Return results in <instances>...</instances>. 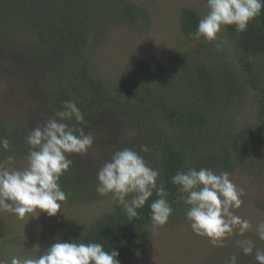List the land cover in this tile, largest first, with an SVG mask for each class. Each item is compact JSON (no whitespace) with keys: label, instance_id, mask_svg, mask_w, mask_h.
I'll return each mask as SVG.
<instances>
[{"label":"trees","instance_id":"obj_1","mask_svg":"<svg viewBox=\"0 0 264 264\" xmlns=\"http://www.w3.org/2000/svg\"><path fill=\"white\" fill-rule=\"evenodd\" d=\"M8 6L23 14L21 20L11 21L19 20L32 33L33 44L24 45V52L31 53L33 62L45 69L30 83L32 101L44 115L34 125L0 134L12 142L9 150L0 148V158L14 150L29 152L27 133L62 111L64 101H75L86 123H68L92 134V147L100 153L93 157L88 150L83 156L71 155L72 166L59 180L67 194L65 203L88 207L104 196L109 198L93 217L56 227L48 238L40 240L39 248L26 252L27 257L39 255L58 239L102 243L105 251L118 252L120 264H132L153 231L149 205L157 198L155 192L131 219L111 195L96 192L98 170L124 148L139 152L141 145L148 146L149 151L140 154L158 169L157 183L163 181L173 209L166 226L186 221L188 206L171 183L178 171L191 167L217 174L236 169L260 172L264 149V9L243 32L236 31L234 25L221 30L229 42L226 54L202 43L203 37H196L203 15L184 7L179 14L180 33L189 43H197L161 62L128 63L116 85L111 86L96 75L89 52L112 22L144 28L145 15L139 7L119 0H0V19ZM17 25L4 24L0 45L18 41L13 35ZM249 94L254 99V114L241 120ZM128 125L132 137L119 139L117 132ZM261 209L264 215V205ZM9 234L0 219V242Z\"/></svg>","mask_w":264,"mask_h":264},{"label":"clouds","instance_id":"obj_2","mask_svg":"<svg viewBox=\"0 0 264 264\" xmlns=\"http://www.w3.org/2000/svg\"><path fill=\"white\" fill-rule=\"evenodd\" d=\"M208 12L199 21L196 37L213 41L225 26H235L236 31L246 30L248 23L264 9V0H207ZM86 123L83 113L75 101H64L63 110L58 111L45 123L31 129L25 136L29 146L27 166L14 170L0 164V211L18 218L46 213L54 217L61 210V202L67 194L61 189L60 177L72 166L71 155L83 156L94 143V137L85 133L82 127L70 126ZM11 141L0 137V148L9 150ZM147 145H141L139 152L124 148L115 152L96 174V192L100 196L111 194L131 219L138 215L155 192L156 199L149 205L153 229L167 223L173 209L168 202L163 181L157 183L159 171L149 165L140 153H147ZM11 161V157L8 158ZM171 183L178 187L181 199L188 206L186 220L192 232L209 239L216 247L238 228L239 235L252 228L249 220L234 213L239 209L244 195L229 178L228 172L215 173L211 169L187 168L178 171ZM259 240L264 241V223L257 226ZM245 256L252 255L264 264V249L257 248L252 239L236 241ZM39 248V246H35ZM118 252L105 251L97 242H61L56 240L37 256L11 257L0 264H120ZM228 264H237L232 255Z\"/></svg>","mask_w":264,"mask_h":264},{"label":"rangeland","instance_id":"obj_3","mask_svg":"<svg viewBox=\"0 0 264 264\" xmlns=\"http://www.w3.org/2000/svg\"><path fill=\"white\" fill-rule=\"evenodd\" d=\"M119 1L139 7L144 12L146 22L144 28L140 30L132 28L127 22H112L102 30L101 39L94 41L95 46L89 52L90 63L96 75L111 86L116 85L123 68L128 63L161 62L173 52H180L194 46L197 42L189 43L180 33V11L188 7L196 9L202 15L208 12L205 0ZM5 12L7 15L3 14L2 20L0 19V30H4V24L16 26L18 23V28L13 32L18 41L0 45V134L23 128L29 123L34 125L44 115V112L37 109L32 101L30 83L36 80L35 76L43 73L45 69L38 67L37 62H33L31 53L24 52V45L33 44L32 33L20 24L19 20L23 14L18 9L10 10L8 6ZM11 18L19 20L14 23ZM201 42L217 51L221 50L226 54L230 52L229 42L221 32L215 40L208 41L203 38ZM16 56L20 57L19 61L15 60ZM253 103L254 99L249 94L243 102L241 120L253 116ZM132 134L133 130L129 125L117 132L119 139L123 140L132 137ZM99 150L95 147L89 149L92 156L99 154ZM9 157L12 158L11 161ZM27 157L28 152L14 150L11 153H4L0 158V164L10 170H23L27 166ZM260 159L259 173L241 169L229 173L230 180L244 192L241 197L242 206L233 211L252 224V228L245 232L243 237L239 235L237 228L223 242L222 247H216L210 243L209 239L196 236L187 220L175 227L163 225L153 229L150 238L136 252L132 264H228V259L232 255L237 256V264H258L254 258L255 249L252 255L245 256L236 241L252 239L257 248L264 249V241L259 240L256 231L257 226L264 223L261 209L264 205V149L261 150ZM108 203L109 198L105 196L97 204L88 207L76 206L64 201L61 202V210L54 217L40 213L38 218L25 216L21 219L14 214L0 211V219L10 232L7 239L0 242V260L10 261L13 256L27 257L26 252L36 249L35 246L40 243V240L48 238L56 227L63 225L66 221L91 218Z\"/></svg>","mask_w":264,"mask_h":264}]
</instances>
